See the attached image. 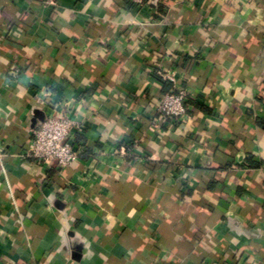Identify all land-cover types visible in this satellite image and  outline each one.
<instances>
[{
    "label": "crops",
    "instance_id": "0c3cea01",
    "mask_svg": "<svg viewBox=\"0 0 264 264\" xmlns=\"http://www.w3.org/2000/svg\"><path fill=\"white\" fill-rule=\"evenodd\" d=\"M56 2L0 0V264H264V0ZM64 105L78 160L20 156Z\"/></svg>",
    "mask_w": 264,
    "mask_h": 264
},
{
    "label": "built area",
    "instance_id": "2783aa9c",
    "mask_svg": "<svg viewBox=\"0 0 264 264\" xmlns=\"http://www.w3.org/2000/svg\"><path fill=\"white\" fill-rule=\"evenodd\" d=\"M57 0H43L44 5L54 6ZM136 5H142L145 0H131ZM172 80V79H169ZM189 97L185 89L173 86L162 94L152 108L150 125L173 127L182 121L186 115ZM82 131V125L73 120L69 109L63 107L46 111L43 118L28 128L26 146L20 156L37 161L43 165H54L63 170L76 162L80 151L73 143L75 133Z\"/></svg>",
    "mask_w": 264,
    "mask_h": 264
}]
</instances>
